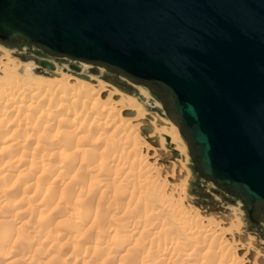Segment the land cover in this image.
Returning <instances> with one entry per match:
<instances>
[{
  "label": "rangeland",
  "instance_id": "obj_1",
  "mask_svg": "<svg viewBox=\"0 0 264 264\" xmlns=\"http://www.w3.org/2000/svg\"><path fill=\"white\" fill-rule=\"evenodd\" d=\"M31 47L2 42L0 54L9 53L11 59L25 65L19 68L25 72L15 71L12 81L19 78L32 88L34 83L43 88L58 75L53 71L52 77L33 61L23 62L18 55L54 60ZM70 64L77 65L81 74L93 80L92 84L135 98L147 114L154 108L161 109L146 88L132 85L103 68L71 61L54 63L58 73L74 77ZM37 79L40 82H35ZM0 80V89L4 87L0 93H8V82L2 75ZM44 97L45 103L43 98L42 104L31 105L33 114L29 109L25 111L27 104L19 110L0 102V113L6 114L0 115V264H239L247 238L252 241V255L246 259L254 260L257 255L254 264H264V227L257 228L249 222L239 200L194 173L180 135L189 177L183 193L173 187L177 181L169 179L170 172L166 170L172 169L175 161L160 158L157 153L152 158L145 155L140 150L142 146L154 147L139 129L137 134L123 136H112L111 130H106L109 138H99L102 129L85 120L89 126L83 122L77 134L72 129L74 125L68 129L67 123L72 121V112L77 113L76 122L84 112H74L72 107L64 115L55 111L54 103L49 106L54 100L64 103L57 95ZM50 98L53 101L49 103ZM44 112L52 116L49 127L39 120L30 123L29 128L25 126L30 118L27 115L37 119ZM38 113L39 117H35ZM17 114L24 117L22 122ZM63 119L68 121L67 126ZM166 184L174 185L165 188ZM230 219H238L241 226L237 232L222 235ZM233 245L242 249L230 253L232 250L227 249ZM174 257H179L177 262H171Z\"/></svg>",
  "mask_w": 264,
  "mask_h": 264
},
{
  "label": "water",
  "instance_id": "obj_2",
  "mask_svg": "<svg viewBox=\"0 0 264 264\" xmlns=\"http://www.w3.org/2000/svg\"><path fill=\"white\" fill-rule=\"evenodd\" d=\"M0 42L147 88L186 139L199 178L264 225V0H0Z\"/></svg>",
  "mask_w": 264,
  "mask_h": 264
},
{
  "label": "bare ground",
  "instance_id": "obj_3",
  "mask_svg": "<svg viewBox=\"0 0 264 264\" xmlns=\"http://www.w3.org/2000/svg\"><path fill=\"white\" fill-rule=\"evenodd\" d=\"M2 43V42H0ZM12 43H16V42H12ZM32 46V45H30ZM34 47V46H33ZM47 56V55H46ZM12 57H10L9 53L6 52H2V54H0V75H2V79L5 78V80L8 82V93L5 92H1L0 93V102H3L5 104V106H11V107H15V108H19L23 110V105H26V110L29 109L33 106V103H41L42 104V100L44 98V103L45 101H47L45 99L44 96H47V94H52V95H57V97H59L60 100H62L64 103H59L58 101L54 100V102L50 103V100L53 101V99H49V106H51L53 103V107L55 109L56 112H62L64 115H66L68 113V111L70 109H72V107L74 108L73 111L75 112V110H79L80 113L82 114L84 112V115L80 116L81 119H78L79 121L76 122L74 121V119L76 120V114L77 113H73L71 115H73V118L71 122L68 121H64L63 119V124L64 126L66 125V123L69 125L73 124L75 129L74 131L78 134L79 129L81 127V124L86 120L88 121V123L94 127H96L97 129H102L100 134H98L99 138H109V135L107 134V132H104L106 130H111L112 136L113 135H127L129 133L132 134V132H134V134H137L138 129L140 130L141 134L143 135V137L146 138L147 142L150 143L154 149H150L148 147H146L144 144V146H142L140 148V150L142 149V151H144V154L146 155V153L148 155L151 156V158L157 153L158 157H164L165 159L169 160V161H175L173 168H166V170L169 173L168 177L169 179L174 181H177L176 185L174 184H166L164 185L165 188L169 187V186H177V190H179L180 192L183 193V190L185 189L186 183L189 179L188 174L185 170V163L187 162L186 160V156L184 154V146L182 145V142L180 141V136L182 137V139L184 140L187 149H188V153H189V157L190 160L192 162L193 165V171L194 173L197 174L195 168H194V161L191 158L190 155V150L188 148V144L186 139L182 136V134L180 133L178 127L173 124L170 119L167 116V113L163 107V105L161 104V102L159 101V99L152 94L160 103L161 105V109L160 108H154L152 110L153 113L151 114H147L143 111V107L142 105L135 99L126 95H121L116 93V91L112 90H107L105 88V86H103L102 84H92L91 82H93V80L86 76L85 78H80L77 75H74V77H71L70 75H62L60 74V72L58 73L57 70H59L54 63H58L60 64H68L70 61L71 62H77V63H82V64H89V63H85V62H80V61H74V60H70L68 58L65 57H60L58 58V61L55 60V58H53L54 62V69L52 71H49L47 69H45L48 74L50 76H54V74L52 73L53 71L55 72V75H58L56 77V79L54 80H50V82L48 83V85L45 87V85L43 86V88H40L41 86H39V84L34 83L35 87H31L28 86L27 84H25L23 82V80L16 78L14 81H12V79H10V77L12 75L15 74V71H23V68L19 70V68L21 67V65L25 66L24 64H20L19 62H17L14 59H11ZM19 58V56H18ZM20 59V58H19ZM21 60V59H20ZM23 61V60H22ZM28 61H33V60H28ZM23 61V62H28ZM34 62V61H33ZM91 65V64H89ZM28 64V68H30ZM36 66H38L36 64ZM70 66V65H69ZM95 66V65H92ZM27 67V65H26ZM39 67V66H38ZM98 67V66H95ZM41 69H44L42 67H39ZM98 68H103V67H98ZM26 69V68H25ZM24 69V70H25ZM104 69V68H103ZM70 70V67H69ZM105 70V69H104ZM17 71V72H18ZM65 71V70H64ZM71 71V70H70ZM82 70L79 68V72H77L76 74H81ZM106 71V70H105ZM25 72V71H24ZM22 72V73H24ZM57 72V73H56ZM72 72V71H71ZM17 75V73H16ZM15 75V76H16ZM22 75V74H21ZM85 76V75H84ZM118 77V76H117ZM120 78V77H119ZM8 79V80H7ZM25 80V79H24ZM1 81V80H0ZM35 82H40L38 79L35 80ZM44 82V80H43ZM47 82V81H46ZM5 84V83H4ZM31 84V83H30ZM47 84V83H46ZM6 85V84H5ZM2 87V85H0ZM4 86V85H3ZM33 86V84H32ZM137 86H141V85H137ZM143 87V86H142ZM4 88V87H3ZM3 88H1L3 90ZM145 88V87H144ZM0 89V90H1ZM111 89V88H109ZM147 89V88H146ZM5 90V89H4ZM6 91V90H5ZM150 93V92H149ZM17 94L19 96H15L14 95ZM151 94V93H150ZM48 98V97H47ZM54 98V97H53ZM56 99V98H55ZM59 100V101H60ZM2 103V104H3ZM56 103V104H55ZM0 104V105H2ZM32 105V106H31ZM38 105V104H37ZM23 106V107H22ZM43 106V105H42ZM48 106V105H47ZM1 107V106H0ZM10 107V108H11ZM22 107V108H21ZM36 107V105H35ZM3 108H5L3 106ZM7 108H5L7 110ZM41 108V107H40ZM1 109V108H0ZM33 109V108H31ZM41 110V109H40ZM5 111V110H4ZM8 111V110H7ZM13 111V110H12ZM28 111V112H29ZM42 111V110H41ZM46 111V108H45ZM48 111V109H47ZM50 111V109H49ZM48 111V112H49ZM11 112V110L9 111ZM21 112V111H20ZM27 112V111H26ZM35 112L37 113V111L35 110ZM40 112V111H39ZM43 112V111H42ZM52 112V110L50 111ZM52 116L54 112L50 113ZM77 112V111H76ZM157 112L158 115H160V117H157V115L155 114ZM6 113V112H5ZM79 113V112H78ZM29 114V113H27ZM33 114V111H32ZM47 113H41L40 117H39V113L37 116L35 117H39V118H34L31 116L34 115H30L27 117L29 119V122L27 123L28 125H25L27 128H29L32 124L30 123H34L37 122L38 120L40 121V124L43 123V125L45 126V124H47L48 122H52L49 121V118H51L52 116L49 115ZM0 115H5L6 114H2L0 113ZM19 116V114H17ZM21 115V114H20ZM54 115L56 116V113H54ZM62 115V114H61ZM70 117V114H68ZM9 116V115H8ZM11 116V115H10ZM63 116V115H62ZM17 117V116H16ZM20 117V116H19ZM23 117V116H22ZM21 118V122L23 119ZM65 117V116H63ZM164 117H166L169 122L171 124L168 123V121L164 120ZM61 118V117H60ZM59 118V120H60ZM67 118V117H66ZM165 118V119H166ZM26 119V118H25ZM28 119L26 121H28ZM20 121V119H18ZM8 121V120H7ZM39 123V122H38ZM45 123V124H44ZM58 123V122H56ZM87 123V122H84ZM87 123V125H88ZM26 124V122H25ZM59 124V123H58ZM57 124V125H58ZM22 125V124H20ZM49 123L47 124L46 127L48 126ZM61 125V124H60ZM3 126V125H2ZM7 126V125H6ZM24 126V125H23ZM24 126V127H25ZM42 126V125H41ZM51 126V125H50ZM56 126V124H55ZM67 126V125H66ZM89 126V125H88ZM20 127V126H19ZM36 127L35 125L33 126V128ZM43 127V126H42ZM45 127V128H46ZM54 127V125H53ZM142 127L148 128V130H146L145 132L141 130ZM32 128V127H31ZM32 128V130H33ZM40 128V127H39ZM59 129V128H58ZM70 129V127L68 128ZM28 130V129H26ZM38 130V129H37ZM48 130V129H47ZM57 130V128H56ZM60 130V129H59ZM82 130V129H81ZM70 131V130H67ZM96 131V130H95ZM66 132V131H65ZM71 132V131H70ZM68 132V133H70ZM73 132V131H72ZM11 133V132H10ZM91 133V132H90ZM127 133V134H126ZM110 134V133H109ZM75 136V134H73ZM72 135V136H73ZM111 135V134H110ZM180 135V136H179ZM8 136V135H7ZM123 136V135H122ZM129 136V135H128ZM57 137V136H56ZM59 137V136H58ZM79 137V136H77ZM76 137V138H77ZM88 136H86L87 138ZM62 138V137H61ZM81 138V137H80ZM112 138V137H111ZM125 138V136H124ZM11 141V140H10ZM7 141H5L6 144ZM12 142V141H11ZM15 142V141H14ZM1 143V142H0ZM16 143V142H15ZM12 144V143H11ZM13 145V144H12ZM11 146V145H10ZM165 146V147H164ZM13 147V146H12ZM107 147V146H106ZM115 147V146H114ZM109 148V147H108ZM163 148H166L165 152L163 150ZM74 150V149H73ZM121 150V149H120ZM48 151V150H47ZM86 152V150H85ZM136 152V151H135ZM140 152V151H139ZM47 153V152H46ZM173 153H177L178 156H172ZM147 155V156H148ZM24 156V155H23ZM132 156V155H131ZM5 157V156H4ZM155 157V156H154ZM157 157V155H156ZM157 159V158H156ZM132 160V159H131ZM84 161V160H83ZM127 162V161H126ZM183 162V163H181ZM2 164V163H1ZM74 164V163H73ZM81 164V163H80ZM128 167V166H127ZM163 169V167H161ZM156 170V169H155ZM39 172V171H38ZM150 172V171H149ZM161 172H163L161 170ZM41 173V172H40ZM140 176V175H139ZM165 178V177H164ZM123 178L121 177V180ZM30 180V179H29ZM207 182V181H206ZM165 183V182H164ZM168 185V186H167ZM167 186V187H166ZM172 187V188H173ZM171 188V189H172ZM176 188V187H175ZM176 190V189H174ZM237 199V198H234ZM239 200V199H237ZM240 201V200H239ZM243 205V204H242ZM167 207V206H165ZM244 207V206H243ZM163 210V209H162ZM245 210V209H244ZM71 212V211H70ZM124 212V211H123ZM174 212V211H173ZM246 212V210H245ZM176 213V212H175ZM178 213V212H177ZM179 214V213H178ZM247 214V212H246ZM78 215V214H77ZM181 215V214H179ZM76 216V215H75ZM95 216V215H94ZM201 220V219H200ZM249 220V218H248ZM212 221V220H211ZM91 222V221H90ZM250 222V220H249ZM252 223V222H251ZM216 224V223H215ZM253 224V223H252ZM160 225V224H159ZM196 225V224H195ZM255 226V224H253ZM187 226V225H186ZM241 224L239 222L238 219H233L228 222V229L226 228L225 230L222 231V235H226V234H232L234 232H237L240 228ZM264 227V225H261ZM261 226L257 227L260 228ZM216 227V226H214ZM146 230V229H144ZM117 231V230H116ZM136 231V230H135ZM148 231V230H147ZM152 231V230H150ZM154 232V231H153ZM192 232V231H191ZM204 232V231H203ZM221 232V231H220ZM129 233V232H128ZM131 233H133V231L131 230ZM210 233V232H209ZM198 234V233H197ZM200 234V232H199ZM105 235V234H104ZM113 235V234H112ZM201 235V234H200ZM215 235V234H214ZM221 235V234H220ZM243 235V234H242ZM241 235V239L243 238ZM110 236V235H109ZM125 236V235H124ZM208 236V235H207ZM240 236V235H239ZM246 235H244L245 238ZM223 237V236H222ZM238 237V236H237ZM107 238V237H106ZM239 238V237H238ZM218 239V238H217ZM240 239V238H239ZM243 241V240H241ZM107 242V241H106ZM251 239L247 238L246 241V247H244L245 249H243L244 251V255L243 258L239 261V264H254L257 255L255 256L254 260L253 258L251 260L246 259V256H249L248 254H250L252 251L250 250V245L251 244ZM160 243V242H159ZM165 244V243H164ZM197 244V243H196ZM223 244V243H222ZM228 245H225V247ZM173 247V246H172ZM218 248V247H217ZM126 249V248H125ZM222 249V248H221ZM226 249V248H225ZM231 249L230 253H234L237 249H242V247H238L236 245H233L231 248L228 247L227 251ZM199 250V249H198ZM126 251V250H125ZM251 251V252H250ZM193 252V251H192ZM170 255V254H169ZM190 255V254H189ZM252 255V253H251ZM255 255V254H254ZM170 257V256H169ZM192 257V256H191ZM251 257V256H249ZM248 257V258H249ZM253 257V256H252ZM170 259V258H169ZM176 259L178 260L179 257H174L171 258V262H177ZM167 261V260H166ZM135 263V262H134ZM238 263V262H237Z\"/></svg>",
  "mask_w": 264,
  "mask_h": 264
},
{
  "label": "flooded vegetation",
  "instance_id": "obj_4",
  "mask_svg": "<svg viewBox=\"0 0 264 264\" xmlns=\"http://www.w3.org/2000/svg\"><path fill=\"white\" fill-rule=\"evenodd\" d=\"M13 44H24V45H26V46H28V47H30V48H32L30 45H28V44H26V43H24V42H16V43H13Z\"/></svg>",
  "mask_w": 264,
  "mask_h": 264
}]
</instances>
